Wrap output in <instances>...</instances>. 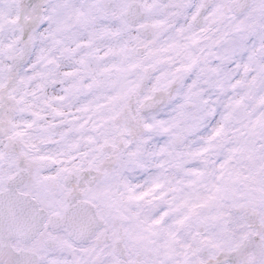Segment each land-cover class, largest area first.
Here are the masks:
<instances>
[{"label":"snow or ice","instance_id":"snow-or-ice-1","mask_svg":"<svg viewBox=\"0 0 264 264\" xmlns=\"http://www.w3.org/2000/svg\"><path fill=\"white\" fill-rule=\"evenodd\" d=\"M0 264H264V0H0Z\"/></svg>","mask_w":264,"mask_h":264}]
</instances>
